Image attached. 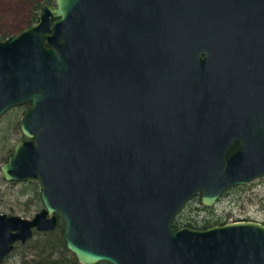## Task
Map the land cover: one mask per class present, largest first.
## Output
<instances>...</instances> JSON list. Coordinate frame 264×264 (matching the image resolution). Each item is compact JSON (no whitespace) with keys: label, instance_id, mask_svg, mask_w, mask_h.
Here are the masks:
<instances>
[{"label":"water","instance_id":"water-1","mask_svg":"<svg viewBox=\"0 0 264 264\" xmlns=\"http://www.w3.org/2000/svg\"><path fill=\"white\" fill-rule=\"evenodd\" d=\"M28 102L0 169L43 207L0 213V264L59 219L80 264H264L259 221L173 227L264 175V0H55L0 40V116Z\"/></svg>","mask_w":264,"mask_h":264},{"label":"rangeland","instance_id":"rangeland-1","mask_svg":"<svg viewBox=\"0 0 264 264\" xmlns=\"http://www.w3.org/2000/svg\"><path fill=\"white\" fill-rule=\"evenodd\" d=\"M40 1L0 0V40L31 24L39 15ZM28 107V103L14 106L0 116V166L11 154L15 143L26 139L20 129V120ZM42 207L37 179L8 181L0 169V213L31 219ZM242 219L264 224V175L228 189L211 207L202 205L199 196L194 197L175 220L179 226L201 228ZM62 233L61 221L54 230L34 231L24 244L14 245L2 264H80L66 248Z\"/></svg>","mask_w":264,"mask_h":264},{"label":"flooded vegetation","instance_id":"flooded-vegetation-1","mask_svg":"<svg viewBox=\"0 0 264 264\" xmlns=\"http://www.w3.org/2000/svg\"><path fill=\"white\" fill-rule=\"evenodd\" d=\"M45 1V0H44ZM44 3V6L48 5V4H53L55 5V0H48V1H45L43 2ZM41 7H40V11H41ZM40 13V12H39ZM37 20V18L35 19ZM34 20V21H35ZM33 21V22H34ZM212 57H216V60H210V58ZM197 61L196 62H189L188 61H185V63L187 64V66L189 67H198V66H202V67H208V68H214V67H217V61H218V56H215V55H210L209 53L207 52H200L198 54V58L196 59ZM199 196V194L195 195L194 197H197ZM188 203V202H187ZM186 203V204H187Z\"/></svg>","mask_w":264,"mask_h":264},{"label":"trees","instance_id":"trees-1","mask_svg":"<svg viewBox=\"0 0 264 264\" xmlns=\"http://www.w3.org/2000/svg\"><path fill=\"white\" fill-rule=\"evenodd\" d=\"M43 2H45L44 0H41L40 2H38V8H40V7H42L43 5H44V3ZM38 8H36V9H38ZM33 22V21H32ZM31 22V23H32ZM189 224V223H188ZM179 225L176 223V220H174V222H173V227L174 228H177ZM201 228H205V226H202Z\"/></svg>","mask_w":264,"mask_h":264}]
</instances>
